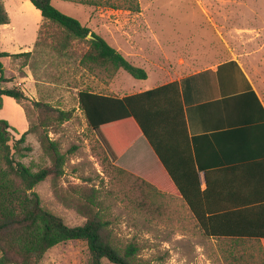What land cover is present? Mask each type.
<instances>
[{
	"label": "trees",
	"instance_id": "obj_1",
	"mask_svg": "<svg viewBox=\"0 0 264 264\" xmlns=\"http://www.w3.org/2000/svg\"><path fill=\"white\" fill-rule=\"evenodd\" d=\"M28 1L40 12L44 21L55 25L59 30L57 35L49 38L48 34L43 41L47 43L49 39L53 40V47L59 52L70 50L75 40L86 43L87 48L79 60V65L84 70L104 73L108 77L123 70L136 80L147 79V72L143 68L131 63L77 19L58 11L52 5V0ZM62 1L94 8L123 10L131 14L141 12L139 0ZM8 23V14L0 0V26ZM41 33L42 28L39 27L34 47L40 43L41 39L38 37ZM87 34H91L92 39H88ZM30 56L31 52L15 55L0 52V58L27 59ZM234 72L245 82L247 92L244 93L257 101L236 62L230 61L219 66L214 75L218 80L222 74L234 76ZM212 75L211 72H203L180 82L124 97L96 93L88 88L77 93L79 108L96 143L103 170L113 187L111 192L116 193L117 189L128 204L141 200L139 211H143L147 219L152 220L171 218L170 212L173 209L166 204L180 200V207L186 209L205 237L208 234L204 221L194 208L189 191L179 184L174 169L160 151L157 137L164 128H169L182 132L188 140L192 114L199 115L204 110L214 109L224 99L215 96L194 97V92L207 86L205 80L208 76L214 78ZM5 82L8 80L0 62V109L3 96L13 99L23 108L28 129L19 138H15L10 132V129L13 130L10 124L0 119V264H39L48 250L67 241L85 242L89 254L86 264H103V261L111 264H138L139 248L134 242L124 247L113 242L109 224L101 216L96 202V191L92 188L76 187L71 197L66 200L69 207L84 216L85 221L81 225H67L62 217L42 204L35 188L47 179H52L54 186L57 185L66 163V156L60 153L57 143L49 137V133L68 121L72 113L55 109L45 102L29 100L18 87L2 88L1 84ZM238 91L240 90L232 88L229 93H239ZM188 95L192 98L189 99ZM25 101L30 102L36 113L34 121L24 109ZM31 133L37 135L40 148L50 161L49 165L41 166L35 171L21 161L32 150L29 145H25L26 137ZM141 136L148 141L163 167L164 178L158 175L157 170L150 177L142 173V177L132 168L125 169L116 164ZM141 157L139 156L140 160ZM131 169L137 174L132 173ZM192 169L195 170L193 160ZM154 199H158V202ZM184 220L182 218L183 222Z\"/></svg>",
	"mask_w": 264,
	"mask_h": 264
},
{
	"label": "crops",
	"instance_id": "obj_2",
	"mask_svg": "<svg viewBox=\"0 0 264 264\" xmlns=\"http://www.w3.org/2000/svg\"><path fill=\"white\" fill-rule=\"evenodd\" d=\"M184 4L198 8L205 17L198 33L192 32V22L183 18L173 24L172 32H166L165 24L170 19L159 3L151 1L141 6L142 11L136 15L119 16L117 13L122 11L110 9L104 14L110 16L109 21L102 25L96 22L103 20L98 13L102 15L104 9L86 7L89 21L84 26L143 68L147 72L143 81H148L151 73L156 77L150 85L129 91L116 85L117 71L108 85L116 89L118 97L180 82L203 72L213 74L214 78L208 76L207 86L194 92V97L224 99L214 109L192 114L189 143L185 134L176 129L164 128L157 137L160 151L174 169L179 184L189 191L208 237L203 236L186 209L175 216L184 229L189 223V231L204 239L197 248L207 250L205 264H264V27H237L231 32L229 0H188ZM230 61L237 63L259 105L244 93L245 82L236 72L234 76L222 74L216 79L219 66ZM27 74L28 81H34ZM232 88L239 89V93H229ZM21 108L19 111L24 113ZM25 127L26 131L27 121ZM138 142L141 146H135V151H141L136 154L142 156L144 175L150 177L157 170L164 178L163 167L143 136L130 148ZM130 148L118 159V166L131 168L122 161ZM176 201L180 206V200Z\"/></svg>",
	"mask_w": 264,
	"mask_h": 264
},
{
	"label": "rangeland",
	"instance_id": "obj_3",
	"mask_svg": "<svg viewBox=\"0 0 264 264\" xmlns=\"http://www.w3.org/2000/svg\"><path fill=\"white\" fill-rule=\"evenodd\" d=\"M150 1L159 3L166 18L170 19L165 24L166 32L173 31V24L179 18L192 22V32L198 33L201 30L200 26L205 17L198 8L185 6L184 3L188 0H139V3L140 6L145 7ZM2 2L9 23L0 26V52L11 55L31 52V56L27 59L0 58L4 76L8 80L2 83L1 87H18L24 91L29 100L45 102L55 109L72 113L68 121L49 133V137L57 143L60 153L66 156V163L56 187L52 179H47L35 188L45 208L62 217L69 226L81 225L85 221L84 216L69 207L66 200L71 197L76 187L92 188L96 191V202L101 216L109 224L108 229L113 242L120 247L134 242L139 248L138 264H205L207 250L197 248L198 245L204 244V239L189 231V223L186 229L179 224L180 219L178 220L175 214L176 212L180 214L183 209L176 200L166 204L173 209L170 212L171 218L161 217L152 220L147 219L143 211H139L141 200L128 204L117 189L116 193L111 192L113 187L103 170L96 143L79 108L77 93L81 89L88 88L96 93L117 96L119 93L116 89H110L108 85V80L115 74L108 77L104 73H90L79 65L80 57L87 48L84 42L75 40L70 50L59 52L53 47V40L49 39L47 43L43 41L48 34H50L49 38L57 35L59 30L55 25L44 21L40 12L28 0H2ZM52 5L83 25L89 21L86 8L88 6L62 0H52ZM97 9L104 10L102 15L98 13V18L102 17L103 20H98L96 24L108 23L110 16L104 14L112 9L100 7ZM120 11L123 13H117L120 14L119 16H125V13L136 15ZM223 12L225 14L226 10L223 9ZM228 20L231 32L237 27L246 29L264 27V0H229ZM39 27L42 28V33L38 37L41 41L37 47H34ZM118 72L116 85L123 86L124 90L135 91L156 80L152 73L148 81H143L132 78L123 70ZM27 73L31 74L34 81H28L29 79L25 77ZM1 103L0 119L7 121L13 128L10 132L15 138H19L26 128V117L24 119V113L19 111L20 105L4 96L1 98ZM23 106L34 121L36 113L30 102L25 101ZM138 143L130 148L122 161H127L130 167L142 176L145 168L137 155L141 151H135V146H141V143ZM25 145L32 148L31 152L21 160L25 165L35 171L41 166L50 164L49 158L40 148L36 134L27 135ZM132 169L131 172L137 174ZM154 201L158 202V199ZM88 257L85 242L67 241L48 250L39 264H86ZM103 264L111 263L103 261Z\"/></svg>",
	"mask_w": 264,
	"mask_h": 264
},
{
	"label": "water",
	"instance_id": "obj_4",
	"mask_svg": "<svg viewBox=\"0 0 264 264\" xmlns=\"http://www.w3.org/2000/svg\"><path fill=\"white\" fill-rule=\"evenodd\" d=\"M87 38H88V39H92L91 34H87Z\"/></svg>",
	"mask_w": 264,
	"mask_h": 264
}]
</instances>
